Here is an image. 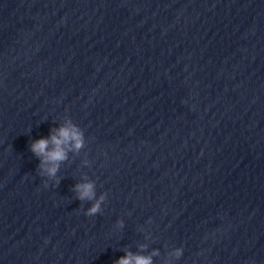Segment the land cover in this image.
I'll return each mask as SVG.
<instances>
[{
	"label": "water",
	"instance_id": "obj_1",
	"mask_svg": "<svg viewBox=\"0 0 264 264\" xmlns=\"http://www.w3.org/2000/svg\"><path fill=\"white\" fill-rule=\"evenodd\" d=\"M69 118L56 185L30 144ZM127 252L264 264V0H0V264Z\"/></svg>",
	"mask_w": 264,
	"mask_h": 264
},
{
	"label": "clouds",
	"instance_id": "obj_2",
	"mask_svg": "<svg viewBox=\"0 0 264 264\" xmlns=\"http://www.w3.org/2000/svg\"><path fill=\"white\" fill-rule=\"evenodd\" d=\"M84 146V132L69 118L64 125L52 129L48 138H41L32 142L30 151L40 160L38 166L39 175L54 180L55 184L58 185L59 180L56 178V174L59 171L60 164L67 160L68 152H78ZM44 186L47 187V183ZM73 191L76 193L77 200L93 202L91 207L85 211V216L92 217L101 212V205L104 203L106 195L101 194L97 198L94 182L77 183ZM119 226L122 227V222H119ZM157 254L156 252L153 253V255ZM182 254V249L175 250L177 258L182 256ZM115 264H152V258L151 256L133 255L131 252H127Z\"/></svg>",
	"mask_w": 264,
	"mask_h": 264
}]
</instances>
